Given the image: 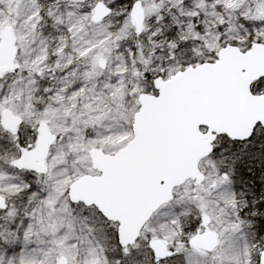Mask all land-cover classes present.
Listing matches in <instances>:
<instances>
[{
	"label": "snow or ice",
	"instance_id": "6c2138e0",
	"mask_svg": "<svg viewBox=\"0 0 264 264\" xmlns=\"http://www.w3.org/2000/svg\"><path fill=\"white\" fill-rule=\"evenodd\" d=\"M0 264H264V0H0Z\"/></svg>",
	"mask_w": 264,
	"mask_h": 264
}]
</instances>
